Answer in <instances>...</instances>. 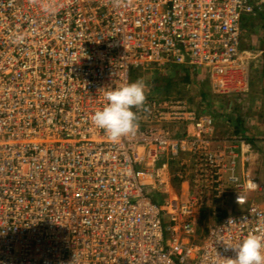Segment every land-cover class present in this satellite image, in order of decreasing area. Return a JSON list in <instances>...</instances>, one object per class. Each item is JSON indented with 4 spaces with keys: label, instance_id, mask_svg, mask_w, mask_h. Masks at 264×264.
I'll list each match as a JSON object with an SVG mask.
<instances>
[{
    "label": "built area",
    "instance_id": "built-area-1",
    "mask_svg": "<svg viewBox=\"0 0 264 264\" xmlns=\"http://www.w3.org/2000/svg\"><path fill=\"white\" fill-rule=\"evenodd\" d=\"M262 6L0 0V264H226L227 245L264 237V186L197 233L201 210L250 193L244 144L213 116L146 95L116 142L90 119L133 70L184 66L212 94L243 92L241 20Z\"/></svg>",
    "mask_w": 264,
    "mask_h": 264
},
{
    "label": "rangeland",
    "instance_id": "rangeland-1",
    "mask_svg": "<svg viewBox=\"0 0 264 264\" xmlns=\"http://www.w3.org/2000/svg\"><path fill=\"white\" fill-rule=\"evenodd\" d=\"M262 20L256 19H242L240 30V43H245L246 47L249 48H257L261 44V38L263 37V29H261ZM244 58V57H243ZM244 60V59H243ZM246 60V59H245ZM174 67H177L175 65H170L164 70H156L152 69L149 71L143 70H133L131 75V81H136L138 79H143L146 83V95L151 96H163V95H169V96H180L187 101H190L189 104L195 105V103L198 102L199 96L197 95V89L193 84L188 85H178L176 89L173 91H170L169 93H165L160 90H154L153 85H155L150 79L154 78H161V76H167L171 75L173 76V72H177L176 78L181 77L183 72L178 69H174ZM173 69V70H172ZM175 70V71H174ZM197 72V70H196ZM196 74V73H195ZM136 75V76H135ZM197 75V74H196ZM135 79V80H134ZM199 80L198 78L195 79V81ZM207 80V79H205ZM207 82V81H206ZM208 84V82H207ZM212 100H208L210 104L209 109H215L218 111L219 115L214 116L215 121V130L219 131L218 137H225L223 135H229L233 134L234 132V123L227 122L224 119V114H228L231 112L233 115V118L235 116H239L242 121L243 127L246 129V121H250V124H253L255 126V130L250 133L252 142H247L249 144H246V141H240L243 144H246V151L242 152V155L245 159V162L243 163V168L245 171L249 172L250 175V181L248 185V191L250 193H246L244 196L240 195L239 201L238 198H233L231 195L225 196L222 200L218 202H213L211 205V210L207 218L204 217L203 220H205V223L202 225L200 223V220L197 221V231L201 235L205 233V230L208 225L212 224L213 222L219 220L221 217H223L224 211L227 209H230L232 206H239L242 207L243 205L247 204L248 201L254 200V199H261L263 197V193H255V191H251L256 186H264V123L259 122L260 120H257L255 117H251L248 114V110L246 109L248 106L247 100H246V89L241 93H234V94H228V95H216ZM234 95V96H233ZM220 97L229 98L230 101H227L226 103L223 100H219ZM218 99V100H217ZM228 100V99H227ZM209 111V110H208ZM210 115L209 112H206ZM218 134V133H217ZM239 137V135H237ZM240 138V137H239ZM243 139V138H242ZM240 142L236 143V145L240 144ZM243 149V147H242ZM252 153V154H251ZM254 192V193H252ZM214 208V209H213ZM213 209V210H212ZM232 209V208H231ZM208 210V208H207ZM200 219V218H199ZM198 234V235H199Z\"/></svg>",
    "mask_w": 264,
    "mask_h": 264
},
{
    "label": "clouds",
    "instance_id": "clouds-1",
    "mask_svg": "<svg viewBox=\"0 0 264 264\" xmlns=\"http://www.w3.org/2000/svg\"><path fill=\"white\" fill-rule=\"evenodd\" d=\"M145 89V81L138 79L104 90L103 106L91 115L92 124L113 142L135 135L139 129L138 113L147 111ZM227 247L235 252V257L225 259L226 264H264V237L251 233L237 246Z\"/></svg>",
    "mask_w": 264,
    "mask_h": 264
},
{
    "label": "trees",
    "instance_id": "trees-1",
    "mask_svg": "<svg viewBox=\"0 0 264 264\" xmlns=\"http://www.w3.org/2000/svg\"><path fill=\"white\" fill-rule=\"evenodd\" d=\"M244 17H245V19H249V18L256 19V18H258L259 20H262L263 23L261 24V29H263V31H264V6H262L260 8H256L254 14H248V15H245ZM260 47L264 49V32H263V37L261 38ZM178 68H180L179 70H181L183 72L181 77L176 78L177 72H173V76L167 74V76L164 75V76H161V78L157 77V78H154L153 80L150 79V81H152L155 84V85H153V88H155L154 90H160V91H163L165 93H169L170 91H173L174 89H176V87H178V85L193 84L196 87V89L198 90L197 95L199 96V100L197 103H195V105H191V103H190V105L192 107L196 108L199 112H202V113L209 112L210 115L213 117L218 116L219 113L217 110L209 109L210 104H209L208 100L209 99L212 100L216 96L212 95V93L210 92V88L205 83V81H202V80L195 81V79H196L195 71L190 70L189 68H186L184 66L183 67L182 66L174 67L175 70ZM219 100H223L225 103L227 101H230L229 98H224V97L223 98L220 97ZM189 102L190 101H188V103ZM219 115H221V114H219ZM224 119H226L225 121H227V122L234 123L233 134H229L226 137L231 138L232 136L234 137V136L239 135L240 138H243L244 140H246L248 142L253 141L251 138V135L248 132H246V129L243 127L241 118H239V116H235L233 118V115L230 112L228 114H224ZM209 209H211V207L208 208V210H207V208L201 210V212L199 214L200 219L198 218V220H200V223H202V225L205 223V220H203L204 217L207 218L206 216L211 211ZM197 233H198V231H197Z\"/></svg>",
    "mask_w": 264,
    "mask_h": 264
},
{
    "label": "crops",
    "instance_id": "crops-1",
    "mask_svg": "<svg viewBox=\"0 0 264 264\" xmlns=\"http://www.w3.org/2000/svg\"><path fill=\"white\" fill-rule=\"evenodd\" d=\"M244 16L242 17V19H245ZM252 47L249 48L248 46L246 47L245 43L243 42L240 43V51L243 53L244 64L246 66V86H245L246 88L245 89H246V100L247 102H249L246 109L248 110L250 119L251 117L252 118L255 117L257 120H260L259 122L264 123V49L261 48L260 46L254 49ZM195 73L197 74L195 75L196 78H198L199 80L205 81V83L207 84L205 78L203 77V74H201L199 70L197 72L195 71ZM250 123H251L250 121L248 122L246 121V132H248L249 134L252 133V131L255 130L256 128L255 126H253V124H250ZM216 134L222 135V134H219V131L217 130H216ZM223 136L226 137V135H223ZM226 138H230V137H226ZM230 139L237 143L240 141L242 142L246 141L237 136H234V137L232 136ZM247 142L248 141H246V144H248ZM232 207H235V206H232ZM228 210L229 209L224 211L223 216L226 214Z\"/></svg>",
    "mask_w": 264,
    "mask_h": 264
},
{
    "label": "bare ground",
    "instance_id": "bare-ground-1",
    "mask_svg": "<svg viewBox=\"0 0 264 264\" xmlns=\"http://www.w3.org/2000/svg\"><path fill=\"white\" fill-rule=\"evenodd\" d=\"M246 144H245V146L243 145V149H242V152H243V154H244V152L246 151Z\"/></svg>",
    "mask_w": 264,
    "mask_h": 264
}]
</instances>
